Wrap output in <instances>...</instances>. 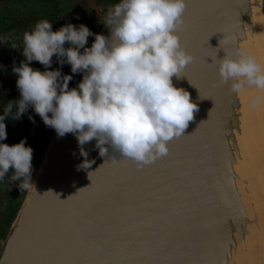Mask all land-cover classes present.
<instances>
[{"label":"water","instance_id":"95a60500","mask_svg":"<svg viewBox=\"0 0 264 264\" xmlns=\"http://www.w3.org/2000/svg\"><path fill=\"white\" fill-rule=\"evenodd\" d=\"M231 6L228 0H187L179 36L194 59L182 77H173V85L190 94L198 111L183 135L167 144L179 149L185 167L178 168L177 174L186 168L185 173L176 175L172 166H167L165 156L142 168L115 149L109 148L102 157L95 140L82 146L88 153L87 160L93 161L85 169L80 167L85 157L80 154L75 134L60 137L53 129L31 177L33 186L26 190L2 238L0 264H197L194 249L198 264H205L202 241L206 233L210 238L218 237L222 230L220 215L214 213L212 205L225 208L223 199H217L223 181L229 186L233 178L247 181L240 171L245 168L248 174L249 169L258 170L247 145H237V140L243 132L246 136L253 131L248 126L251 122L258 123L259 130L264 128V102L253 107L248 100L258 89L249 87L239 95L233 94L229 85L220 84L217 76L211 77L217 72L218 60L234 56L237 49L231 45L233 49L223 55L218 44L222 11L228 12ZM105 36L110 38L109 30ZM215 66L210 74L208 70ZM204 78L215 82L209 87ZM222 94L234 110L242 107L237 112L238 134L224 136L219 131L225 125L218 98ZM242 97L250 103V110L242 106ZM19 99L13 95L4 105L3 114L6 105L12 103L4 119L10 125L23 120L25 112L19 119L14 118ZM197 131L206 136L205 143L193 139ZM233 141L240 159L234 173L228 167L233 148H225ZM242 152L247 154L245 158ZM171 176L180 181L183 196L171 191L175 189L170 186Z\"/></svg>","mask_w":264,"mask_h":264},{"label":"clouds","instance_id":"9594fccd","mask_svg":"<svg viewBox=\"0 0 264 264\" xmlns=\"http://www.w3.org/2000/svg\"><path fill=\"white\" fill-rule=\"evenodd\" d=\"M186 8L187 0H121L107 12L110 38L93 34L84 24L68 23L53 31L51 22L39 20L23 33L21 52L26 59L13 67L20 92L14 118L31 106L58 136L75 134L85 157L80 167L85 169L93 161L87 160L82 146L92 140L102 157L115 149L138 168L167 155L168 142L183 135L198 111L190 94L173 85V77H182L194 59L179 36ZM91 35L95 39L86 47ZM235 38L228 34L226 40L223 33L219 45ZM12 39L11 34L0 36V44L17 49ZM54 55L59 63H68L72 73L84 74L78 88L69 89L72 77H61L59 70L30 67L37 61L48 69ZM218 61L217 80L229 85L231 93L239 95L249 87L264 93V66L252 55L237 48L234 56ZM262 101L264 95L258 94L252 106ZM11 108L9 102L0 115V141L7 138L4 119ZM32 159L33 149L24 139L11 146L0 143V180L11 168L9 181H21V191L29 189Z\"/></svg>","mask_w":264,"mask_h":264},{"label":"bare ground","instance_id":"6f19581e","mask_svg":"<svg viewBox=\"0 0 264 264\" xmlns=\"http://www.w3.org/2000/svg\"><path fill=\"white\" fill-rule=\"evenodd\" d=\"M228 3H231L232 6L230 8L231 10H228V12L224 10L222 11V20L220 23L222 30H220L221 36L220 33L218 36V44L223 38V33L225 34L226 40L228 38V34H234L236 38L232 44L221 42L219 47L220 49L223 48L221 53L225 55V51L227 52L233 49L231 45L233 47L237 46L238 49L252 55L262 66H264V0H228ZM224 45H226L227 50L224 49ZM216 66L214 68L211 67L208 72L210 73L215 71ZM213 75L215 78V76H217V72H213L212 76H210L213 77ZM204 82L209 84L210 87L215 81L212 78H204ZM258 94L264 95V93H260L259 90H257L253 97ZM207 98L209 99L211 96ZM245 98L242 97V106L245 107L246 111H248L250 110L248 108L250 107L249 102H252L254 98L252 99L248 96L249 102H247ZM224 105H227V103ZM229 105L230 104H228V111H231V108L234 110L233 107L230 108L231 105ZM223 109L224 108H222V110ZM223 111H225V109ZM225 114L224 117L228 120L229 118H226L227 116H225ZM241 117L243 119V114H241ZM257 125L258 123H249L248 126L250 129H253V131L246 136L243 132V137L237 140V145L239 142H241L243 146L244 144L245 146L247 145L246 149L249 157L258 167V170L249 169L247 181H238L237 178H233L234 181L231 186L227 185L226 181H223V188L221 189L220 196L218 195L217 199H223L225 208H221L215 203L212 205L214 213L220 215L221 225H219L222 230L220 236L218 237L211 235L210 238L209 236H206V233V238L202 241L205 264H264V128L259 130L257 129ZM224 127L226 128L228 126ZM220 130L221 129H219V131ZM234 130L232 129L229 131L231 133H227L232 134V131ZM222 133L224 132L222 131ZM235 133L237 134L236 131ZM246 133H248V131ZM224 135L226 136V134ZM195 136L193 139L195 141L197 140L199 144L202 142L205 143L207 139L205 138L206 136L199 131L196 132ZM175 139L177 138H173V140ZM167 147L168 153L165 155L167 166H172L171 170L176 172V175L184 174L186 168L184 170L180 169V174H177V171L179 170L178 168L185 167L183 165L185 162L181 157L179 149L173 145H169ZM231 147L233 148V151H231L228 167L234 173L240 163V159L237 158L236 141H233L231 144H227L225 146L227 149H230ZM227 149L225 150L226 152ZM245 155L247 154L242 152L243 158H245ZM181 164L182 166L178 167ZM243 170L240 172H244ZM222 174L224 176L225 172H222ZM173 185L175 186V189L171 188V191L174 192L175 190L177 195L179 194L183 196L184 192L180 187V181L178 179L176 180L174 176H171L170 186L173 187ZM189 194L190 192L188 195ZM213 199L215 200L214 197ZM213 247L215 251L212 250ZM194 255L195 261L198 264L195 249Z\"/></svg>","mask_w":264,"mask_h":264},{"label":"trees","instance_id":"16d2710c","mask_svg":"<svg viewBox=\"0 0 264 264\" xmlns=\"http://www.w3.org/2000/svg\"><path fill=\"white\" fill-rule=\"evenodd\" d=\"M24 1V0H23ZM78 0H27L24 3L25 11L8 10L0 16V36L12 35V42L17 44V49H12L9 44H0V115H2L6 101L13 95L20 97L19 89L17 88V74L13 72L14 66H19L21 61L26 58L22 55V36L25 31H31L36 22L47 19L52 23V30H58V23L66 25L72 23L79 27L80 24L86 25L90 31L98 29V34L105 35L108 26L106 19L99 18L93 15L92 11L75 7L74 2ZM120 0H93L95 7L108 6L112 8ZM95 36L87 41L86 47H91ZM68 43L65 47H69ZM83 52V49L80 50ZM30 67L34 70H59L61 77L69 75L72 79L69 81V89L75 88L76 81L82 73H72L71 66L68 63H59L57 57H52L51 67H45L37 61L30 62ZM51 115V114H49ZM31 117V118H30ZM6 125V139L0 141L8 145L19 143L22 139L25 140L26 146L33 149L32 173L33 175L36 166L40 163L45 147L49 141L50 134L53 128L46 126L43 120L34 109L29 106L24 113L23 120L17 125H10L4 121ZM3 180V179H2ZM0 180V181H2ZM21 181H16L10 184H4L0 189V239H2L9 229V226L14 219L16 212L21 204V201L26 193V190H20L18 184Z\"/></svg>","mask_w":264,"mask_h":264},{"label":"rangeland","instance_id":"374dc122","mask_svg":"<svg viewBox=\"0 0 264 264\" xmlns=\"http://www.w3.org/2000/svg\"><path fill=\"white\" fill-rule=\"evenodd\" d=\"M7 1V2H6ZM10 1H12V2H14V0H1V2L2 3H7V4H9L10 3ZM25 1V3H27V0H24ZM23 0H17V2H18V7H17V9H21L20 11H25V8H23V7H21L22 6V3L24 2ZM19 3H21V6H19ZM74 3H76L77 5H79V7H81V8H86V9H88V10H90V11H92V13H93V15H96V16H98L99 18L101 17L102 19H106V17H107V12H108V10L110 9V7H108V6H103V7H100V8H98V7H95V5H94V3H93V0H78V1H75ZM24 4V3H23ZM16 9V10H17ZM6 12V10L4 11V13ZM58 28H60V27H62V23L61 24H59L58 23ZM93 34H98V29L97 28H95L94 30H92L91 31ZM95 35H91V36H89L88 37V40L87 41H90L91 40V38L92 37H94ZM218 96V95H217ZM219 98V101H220V104L219 105H221L222 107L221 108H224L225 109V111H223V113L225 114V113H229V114H225V116H227L226 118H229L228 120L227 119H225V117H224V120H223V122H225V125L224 126H228L229 127V129H228V127H222V129L220 130L221 132L220 133H222V131L224 132V133H222V134H226V136H230L231 134H229V133H231V132H229L230 130H234V131H232V132H237V134H238V132H239V127H237L238 125V123H239V119H237V112H239V111H242V107H240V109L238 110V109H236V111L235 110H232V106H230L231 105V103H229L228 101H227V105H224L225 103L223 102V98H224V100L227 98V96L226 95H224V94H222L221 95V97H218ZM224 104H223V103ZM225 102H226V100H225ZM228 104H230L229 106H230V110L231 111H233V112H231V111H228L229 110V107H228ZM226 106V107H225ZM257 108V107H256ZM233 109H234V107H233ZM257 110L258 111H260L261 112V108L259 109V107L257 108ZM232 115H231V114ZM229 115V116H228ZM232 116V117H231ZM255 117L257 118V116L255 115ZM259 119H260V117H259ZM227 122H226V121ZM238 120V121H237ZM233 121H234V123H233ZM236 121V122H235ZM229 122H231V123H229ZM228 124V125H227ZM229 124H231V125H229ZM237 125V126H236ZM232 126V127H231ZM212 127V126H211ZM231 127V128H230ZM235 127H237V128H235ZM225 129H227V130H225ZM238 129V130H237ZM226 131V132H225ZM227 132H229V133H227ZM225 136V135H224ZM244 169V168H243ZM244 172H242L243 173V175H242V173L240 172V174H241V177H243L244 179H246L245 178V176H247V173L245 172V170H243ZM12 174H14V169H9V173L8 174H6V177L2 180V181H0V189H1V187L2 186H4V184H10V183H14V182H10L9 181V177H11V175ZM1 242H2V239H0V245H1Z\"/></svg>","mask_w":264,"mask_h":264},{"label":"flooded vegetation","instance_id":"af4514ba","mask_svg":"<svg viewBox=\"0 0 264 264\" xmlns=\"http://www.w3.org/2000/svg\"><path fill=\"white\" fill-rule=\"evenodd\" d=\"M7 2V1H6ZM19 6H21V3H19ZM79 7V5H77L76 3H74V5H73V8H75V7ZM17 7H18V2H17V0H14V2H12V1H10V3L9 4H7V3H2L1 2V0H0V16H2L3 14H5L4 13V11L6 10V12L8 11V10H13V11H16V9H17ZM21 7H24V4L22 3V6ZM18 96V95H17ZM20 98V97H19ZM7 102V101H6ZM2 114H3V112H2ZM17 125V124H16Z\"/></svg>","mask_w":264,"mask_h":264}]
</instances>
